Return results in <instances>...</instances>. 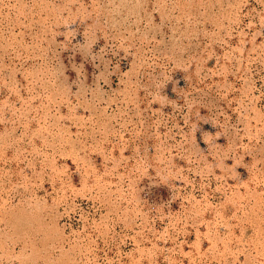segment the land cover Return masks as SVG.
Wrapping results in <instances>:
<instances>
[{"label": "rangeland", "instance_id": "obj_1", "mask_svg": "<svg viewBox=\"0 0 264 264\" xmlns=\"http://www.w3.org/2000/svg\"><path fill=\"white\" fill-rule=\"evenodd\" d=\"M0 264H264V0H0Z\"/></svg>", "mask_w": 264, "mask_h": 264}]
</instances>
